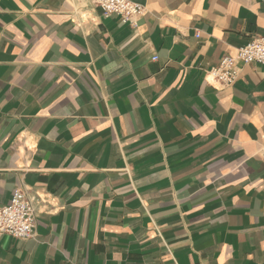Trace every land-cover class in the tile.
Wrapping results in <instances>:
<instances>
[{
	"label": "crops",
	"instance_id": "crops-1",
	"mask_svg": "<svg viewBox=\"0 0 264 264\" xmlns=\"http://www.w3.org/2000/svg\"><path fill=\"white\" fill-rule=\"evenodd\" d=\"M132 1L0 0V205L37 200L0 264H264V66L208 77L264 0Z\"/></svg>",
	"mask_w": 264,
	"mask_h": 264
},
{
	"label": "built area",
	"instance_id": "built-area-1",
	"mask_svg": "<svg viewBox=\"0 0 264 264\" xmlns=\"http://www.w3.org/2000/svg\"><path fill=\"white\" fill-rule=\"evenodd\" d=\"M99 8L105 18L118 16L124 23L136 25L145 8L132 0H87ZM198 35V34H197ZM154 60H157L156 58ZM264 66V35L238 48L234 55L225 56L220 64L208 71L209 79L220 88H231L238 81L241 65ZM37 200L24 190H17L11 201L0 205V234L26 240L35 237Z\"/></svg>",
	"mask_w": 264,
	"mask_h": 264
}]
</instances>
